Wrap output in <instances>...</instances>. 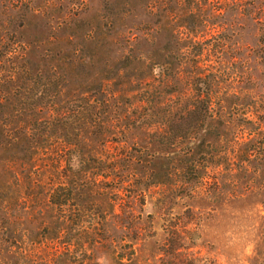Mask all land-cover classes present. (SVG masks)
I'll return each mask as SVG.
<instances>
[{"label": "rangeland", "instance_id": "obj_1", "mask_svg": "<svg viewBox=\"0 0 264 264\" xmlns=\"http://www.w3.org/2000/svg\"><path fill=\"white\" fill-rule=\"evenodd\" d=\"M241 11H250L258 22L246 21ZM252 32L259 35L258 43L245 49L243 41ZM212 34H233L237 43L190 55L192 61L183 66L196 81H211L215 109L222 112L215 120L224 121L223 126L211 121V129L210 120L200 126L197 137L204 136L214 157L204 180L221 195L243 194L188 202L200 219L198 243L203 245L192 251L217 264H264V0H0V78L23 62L30 73L63 78L62 100L98 93L107 98L125 89L126 81L150 75L136 57L145 62L159 58L166 65L175 47H185L192 36L205 40ZM180 35L188 40L176 45ZM12 83L0 86V93L10 95L3 112L7 117L16 94L10 91ZM7 119L12 120L7 126L0 120V242L14 241L16 251L22 247L26 264H71L65 255L55 256L53 234L43 230L53 224L47 195L54 185L50 165L59 135L53 130L46 148L31 154L19 140L16 118ZM143 135L144 130H134L127 141L144 145ZM147 145L151 151L157 148ZM62 156L63 165L79 161L69 153ZM151 211L146 203L143 216ZM11 256L0 249V264ZM100 262L108 264L104 258Z\"/></svg>", "mask_w": 264, "mask_h": 264}, {"label": "trees", "instance_id": "obj_2", "mask_svg": "<svg viewBox=\"0 0 264 264\" xmlns=\"http://www.w3.org/2000/svg\"><path fill=\"white\" fill-rule=\"evenodd\" d=\"M241 15L258 22L250 11ZM247 34L251 35L243 41L244 48L251 49L259 35ZM187 38L177 36L176 45ZM234 38L233 34H212L205 40L192 36L185 47H175L172 62L166 65L159 58L145 62V57H136L133 60L139 67H148L150 75L126 81L125 89L107 98L98 93L99 97L90 94L62 100L63 78L45 71L30 73L23 62L0 78V86L14 83L9 89L16 94L8 117L16 118L24 151L36 154L46 148L53 130L59 135L55 136L59 139L55 140L56 159L50 165L54 185L47 195L54 210L53 224L50 230L43 226L53 234L49 238L55 239V256L65 255L71 264H101L102 258L108 264H217L199 250L192 251L203 245L198 243L200 219L196 221L188 202L196 198L217 202L243 193L221 195L204 180L214 157L204 136L197 137L200 126L207 120L208 125L214 121L223 126L224 121L215 120L222 112L215 109L211 81H196L183 66L192 61V55L236 44ZM190 47L197 49L196 54ZM194 88L198 95H193ZM8 92L0 93L4 126L12 122L3 115ZM134 130H144V145L127 141ZM5 140L9 142L7 135ZM147 144L157 148L151 151ZM63 152L79 161L63 165ZM146 203L152 211L143 216ZM15 246L14 241L1 240L0 249L12 253L6 264H26L23 248L18 246L16 251Z\"/></svg>", "mask_w": 264, "mask_h": 264}]
</instances>
